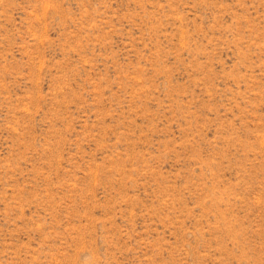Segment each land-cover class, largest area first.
<instances>
[{
    "label": "rangeland",
    "instance_id": "374dc122",
    "mask_svg": "<svg viewBox=\"0 0 264 264\" xmlns=\"http://www.w3.org/2000/svg\"><path fill=\"white\" fill-rule=\"evenodd\" d=\"M0 264H264V0H0Z\"/></svg>",
    "mask_w": 264,
    "mask_h": 264
}]
</instances>
